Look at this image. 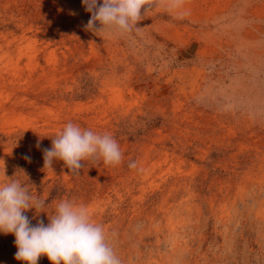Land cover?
<instances>
[{
	"label": "rangeland",
	"instance_id": "1",
	"mask_svg": "<svg viewBox=\"0 0 264 264\" xmlns=\"http://www.w3.org/2000/svg\"><path fill=\"white\" fill-rule=\"evenodd\" d=\"M184 10L95 34L82 0H0V170L49 215L86 205L122 264H264V0ZM68 122L111 133L122 163L44 169ZM14 241L0 233V264H24Z\"/></svg>",
	"mask_w": 264,
	"mask_h": 264
},
{
	"label": "clouds",
	"instance_id": "2",
	"mask_svg": "<svg viewBox=\"0 0 264 264\" xmlns=\"http://www.w3.org/2000/svg\"><path fill=\"white\" fill-rule=\"evenodd\" d=\"M163 3L178 17L187 15L185 0H82L91 18L84 26L93 33L112 32L118 34L139 32V21L145 13ZM143 10V12H142ZM39 148V142L37 143ZM120 145L111 133H98L82 129L78 124L68 122L52 139V147L43 149L44 169H52L54 161L64 165L77 175L85 167L82 161L91 159L108 165H119L123 161ZM30 161V157L25 156ZM136 168L135 161L128 164ZM25 177L23 169H18ZM5 166L0 170V233L15 237L17 251L15 259L24 264H37L42 256L52 264H122L110 237L102 224L97 223L86 205L69 199L60 200L55 211L49 215L44 211L48 201L34 195L26 183L7 176ZM29 181V178H28ZM35 210L48 215V223L37 220L33 225L25 214ZM35 218V217H33Z\"/></svg>",
	"mask_w": 264,
	"mask_h": 264
}]
</instances>
